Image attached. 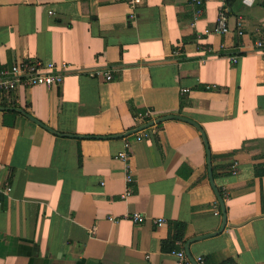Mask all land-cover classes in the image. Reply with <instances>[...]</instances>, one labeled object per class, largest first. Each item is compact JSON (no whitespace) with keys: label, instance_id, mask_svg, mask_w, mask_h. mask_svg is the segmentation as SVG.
Segmentation results:
<instances>
[{"label":"crops","instance_id":"1","mask_svg":"<svg viewBox=\"0 0 264 264\" xmlns=\"http://www.w3.org/2000/svg\"><path fill=\"white\" fill-rule=\"evenodd\" d=\"M129 2L0 0V66L70 64L61 86L0 94V264H180L173 249L221 230L215 186L225 227L191 254L264 264V0H206L199 16L191 0H143L134 18ZM222 9L229 32L207 33ZM167 115L205 138L181 118L155 122ZM174 222L185 233L171 249Z\"/></svg>","mask_w":264,"mask_h":264},{"label":"built area","instance_id":"2","mask_svg":"<svg viewBox=\"0 0 264 264\" xmlns=\"http://www.w3.org/2000/svg\"><path fill=\"white\" fill-rule=\"evenodd\" d=\"M196 6V14L197 16L201 15L203 12V6L206 0H191ZM244 4L251 6L257 0H242ZM143 0H130V7L132 8V12L130 14L131 18H134L135 9L137 6L141 5ZM237 28L239 30V34L243 33V22L242 20L237 21ZM228 19L226 15V11L224 9L221 10L218 22L216 26L212 30H206L207 33L215 32V33H228L229 32ZM256 45L259 47H263L264 43L262 40L256 42ZM199 49L203 48V50L209 49L207 46H199ZM176 54L180 55L181 50L180 46L176 49ZM233 61H237V56H233ZM70 64L67 62L61 63H44L40 59L33 60H20L18 62H14L11 66H0V94L4 92H12L18 88V86L26 85V86H61L64 82L65 71L68 70ZM97 73H102V71H97ZM107 80L113 78V75L107 71L103 73ZM216 84H208L206 86L207 89L216 88ZM184 91H188V89H184ZM137 120H150L151 113L140 112L136 116ZM152 130L150 128H144L135 133V139L137 141L143 140L151 136ZM130 142L128 140L125 141V148L118 153V157L123 161H128L130 158ZM238 161H234L231 165V173L237 174L238 172ZM134 180L133 174L127 165L126 170V182L128 184L132 183ZM10 190V188H8ZM131 194V189H126V192L123 194V197H127ZM217 214L219 212H216ZM127 218L131 219L134 223L140 224L145 221L146 217L140 212H133L131 214L126 215ZM111 220H116L114 216L110 217ZM165 222L164 218H157L156 223L161 225ZM171 253L176 256L179 260L180 264H194V262L188 256L186 250L182 247L180 249H173ZM196 264H206L205 258L202 255L194 258Z\"/></svg>","mask_w":264,"mask_h":264},{"label":"water","instance_id":"3","mask_svg":"<svg viewBox=\"0 0 264 264\" xmlns=\"http://www.w3.org/2000/svg\"><path fill=\"white\" fill-rule=\"evenodd\" d=\"M1 109H5V108H1ZM6 109H7V108H6ZM11 109H16V110L22 112L23 114H25L26 116H28L32 121L36 122L37 124H39L40 126L46 128V129H48L49 131H51V132H53V133H56V134H60L59 132L55 131L54 129L50 128L49 126H47V125H45L44 123H42L41 121H39L38 119L34 118L32 115L28 114V113H27L26 111H24L23 109H21V108H11ZM170 118H181V119H184V120H187V121L193 123L195 126H197V127L200 129V131L202 132V134H203V136H204V138H205V134H204L202 128H201L196 122H194L193 120H190V119L185 118V117H183V116H177V115H167V116H162V117L158 118L155 122L159 123V122H162V121L167 120V119H170ZM155 122H154V121H151V122L147 123L146 125H144V126L138 128L136 131H139V130H141V129H144V128L147 127V126H151V125H153ZM118 136H124V134L117 135V136H111V137H118ZM205 141H206V139H205ZM206 142H207V141H206ZM207 145H208V144H207ZM209 162H211V161H210V158H209ZM210 164H211V163H210ZM210 166H211V165H210ZM210 171H211V177H212V170H211V167H210ZM212 180H213V177H212ZM214 186H215V185H214ZM215 189H216V192H217V195H218V198H219V200H220L221 207H222V212H223V225H222V227H221V230H219V231H216V232H213V233H209V234L200 235V236H196V237L191 238L190 240L187 241V243H186V251H187V253H188L190 259L194 262V264H196V262H195V260H194L193 255L191 254V251H190V247H189L190 243H191V242H194V241H197V240H200V239H203V238H206V237H209V236H213V235L218 234L220 231H222V230L224 229L225 224H226V206H225L224 200H223V198H222V195H221L220 191L216 188V186H215Z\"/></svg>","mask_w":264,"mask_h":264},{"label":"trees","instance_id":"4","mask_svg":"<svg viewBox=\"0 0 264 264\" xmlns=\"http://www.w3.org/2000/svg\"><path fill=\"white\" fill-rule=\"evenodd\" d=\"M232 1L234 0H227V4H231ZM227 15V13H226ZM172 225L175 226L176 231H174V233H172V235L170 236V239L168 240V243L170 244L171 249L174 247V244L177 240H184V224L179 223V222H174L172 223ZM221 264H234L232 260H226Z\"/></svg>","mask_w":264,"mask_h":264}]
</instances>
